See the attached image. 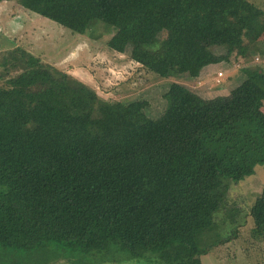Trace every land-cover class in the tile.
I'll list each match as a JSON object with an SVG mask.
<instances>
[{
	"label": "trees",
	"instance_id": "16d2710c",
	"mask_svg": "<svg viewBox=\"0 0 264 264\" xmlns=\"http://www.w3.org/2000/svg\"><path fill=\"white\" fill-rule=\"evenodd\" d=\"M1 1L73 34L100 22L119 54L155 48L148 68L165 79L246 58L264 34L245 0ZM2 67L13 75H0V264H199L225 241L194 234L228 183L252 175L238 159L242 125L245 153L264 167V72L242 69L223 106L172 82L151 119L147 101L108 102L24 49ZM248 215L264 240V186Z\"/></svg>",
	"mask_w": 264,
	"mask_h": 264
},
{
	"label": "rangeland",
	"instance_id": "374dc122",
	"mask_svg": "<svg viewBox=\"0 0 264 264\" xmlns=\"http://www.w3.org/2000/svg\"><path fill=\"white\" fill-rule=\"evenodd\" d=\"M244 3L248 8L256 10V13H264V0H245ZM98 24L101 23L93 22L87 35L73 34L58 24L25 10L15 1H1L0 75H13V71L7 72L2 64L6 52L18 47L44 64L67 73L70 78L91 86L98 97L108 102L127 103L137 99L147 101V116L157 119L166 108L162 95L172 82L185 85L212 105L223 106L230 99V91L244 79L242 69L258 68L264 72V48H258V39L246 58L240 59L233 55L228 62L207 66L197 77H187V80L178 75L160 78L148 68L155 48L141 50L127 47L124 53L119 54L106 46L110 34ZM263 36L264 34L261 38ZM163 38L165 32L160 34L158 40ZM211 52L221 54L223 51L214 48ZM218 70L223 74L220 77L217 75ZM259 85L264 89V82ZM262 111L264 113V105ZM249 128L246 125L239 128V138L235 143L241 145L238 159L248 163L247 167L252 175L238 184L229 182L225 201L211 214L212 221L202 220L203 230L194 234H197L196 239L204 233L208 236V232L213 231L225 241L210 253L202 255L199 264H264V240L255 233L248 215L250 206L264 186V167L261 165L262 160L250 157V151L245 153L248 142L244 140V135ZM253 149L257 154L261 153L260 147ZM57 264L63 262L59 261ZM82 264L92 263L89 261Z\"/></svg>",
	"mask_w": 264,
	"mask_h": 264
},
{
	"label": "crops",
	"instance_id": "0c3cea01",
	"mask_svg": "<svg viewBox=\"0 0 264 264\" xmlns=\"http://www.w3.org/2000/svg\"><path fill=\"white\" fill-rule=\"evenodd\" d=\"M260 15L259 16H261L262 18L261 19H264V13H259ZM264 36H263V38H259V40H258V42H257V46H258V48H264ZM204 69V68H203ZM218 72H219V70H218ZM217 72V73H218ZM185 80H187V79H185Z\"/></svg>",
	"mask_w": 264,
	"mask_h": 264
},
{
	"label": "built area",
	"instance_id": "2783aa9c",
	"mask_svg": "<svg viewBox=\"0 0 264 264\" xmlns=\"http://www.w3.org/2000/svg\"><path fill=\"white\" fill-rule=\"evenodd\" d=\"M256 60H258V58H257ZM217 75L220 77V76H222L223 74H222V72H218ZM217 78H218V77H217Z\"/></svg>",
	"mask_w": 264,
	"mask_h": 264
}]
</instances>
